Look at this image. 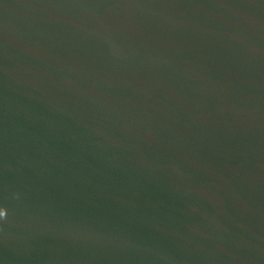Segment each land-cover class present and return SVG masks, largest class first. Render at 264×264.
Returning <instances> with one entry per match:
<instances>
[{
    "label": "water",
    "instance_id": "95a60500",
    "mask_svg": "<svg viewBox=\"0 0 264 264\" xmlns=\"http://www.w3.org/2000/svg\"><path fill=\"white\" fill-rule=\"evenodd\" d=\"M0 264H264V0H0Z\"/></svg>",
    "mask_w": 264,
    "mask_h": 264
}]
</instances>
